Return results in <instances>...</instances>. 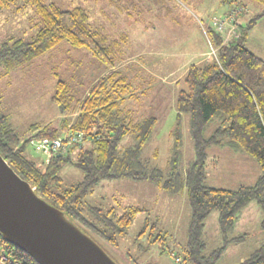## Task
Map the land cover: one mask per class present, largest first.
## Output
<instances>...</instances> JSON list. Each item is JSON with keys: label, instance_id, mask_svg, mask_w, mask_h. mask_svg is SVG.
Instances as JSON below:
<instances>
[{"label": "trees", "instance_id": "obj_1", "mask_svg": "<svg viewBox=\"0 0 264 264\" xmlns=\"http://www.w3.org/2000/svg\"><path fill=\"white\" fill-rule=\"evenodd\" d=\"M15 1L0 0V15ZM23 1L26 6L35 8L40 26L29 41L9 35L1 43L0 63L4 64V75L51 52L65 41L74 48L86 49L108 69L116 67L117 40L112 41L105 33L93 29L86 9H62L45 0ZM108 1L119 13L132 17L133 0ZM136 1L147 0H135V6ZM252 1L263 10L250 20L247 30L256 25L258 18L264 17V0ZM232 2H236L235 8H245L239 0ZM215 36L213 46L218 49L217 58L193 64L183 78L185 88L177 96V123L171 132L167 170L143 158L144 147L151 140L158 119L150 116L139 120L132 110L123 106L132 88L117 70L103 77L82 102H77L70 94L68 82L58 79L52 101L63 115L62 121L59 125L52 122L32 124L28 133L38 132L39 137L55 139L71 130L82 133L84 143L75 144L67 153L49 155L40 163L29 155L30 137L24 140V136L16 132L0 96L1 155L40 197L62 210L100 245L103 240L118 247L138 214L146 211L129 206L119 213L114 207L88 203V195L101 181L126 178L148 181L170 195L186 192L191 214L183 262L218 264L228 245L248 238L247 233L232 235L242 210L257 202L264 214V59L246 47L243 35L228 45L223 44L217 32ZM77 112L73 121L71 115ZM184 114L190 116L195 158L182 170ZM127 136H132L133 144L121 149L120 143ZM219 144H227L259 164L261 174L253 185L228 189L207 183L208 149ZM68 165L80 169L83 179L64 186L61 172ZM214 211L219 213L223 244L207 253L203 238L205 221ZM261 228L264 231V218ZM166 239L167 235L159 232L152 235L150 243L164 245ZM0 249H5L23 264H37L1 235ZM238 264H264V243Z\"/></svg>", "mask_w": 264, "mask_h": 264}, {"label": "rangeland", "instance_id": "obj_2", "mask_svg": "<svg viewBox=\"0 0 264 264\" xmlns=\"http://www.w3.org/2000/svg\"><path fill=\"white\" fill-rule=\"evenodd\" d=\"M45 1L62 9L83 7L89 13L93 29L99 28L98 31L106 33L110 40H117L114 56L118 65L124 63L121 73L129 76L135 91L140 93L146 90V94L140 96L148 101L140 104L138 118L155 116L158 119L153 136L144 147L143 158L164 170L168 168L171 155V132L177 123L178 92L185 88V75L179 79V71L196 62L201 53H208L210 61L217 58L218 49L212 46L216 32L223 44H230L237 37L245 36L246 47L264 59V17L258 18L251 29H246L250 20L263 10L261 5L252 0H239L245 8L239 15L237 33L228 35L218 28L216 22L236 7V2L232 0H147L136 1V6L133 0L132 17L119 13L108 0ZM39 26L35 8L26 6L23 0H16L0 15V45L9 35L29 41ZM242 28L245 31L238 35ZM70 46L65 41L54 51L43 54L0 79L3 108L12 113V125L18 134L24 136V140L30 137L28 132L32 124L49 121L59 125L62 121L63 115L52 102L58 79L69 83L70 94L77 99L106 70L105 65L90 53L87 55L89 57L84 58L83 53L88 52L86 49H75L68 53L66 50ZM4 72V64L0 63V75ZM151 73H156V76ZM157 94L164 96L157 97ZM138 105L133 103L131 107L134 109ZM73 115L76 113L71 117ZM183 142L182 170L195 158L188 114L183 115ZM132 144V136H127L121 141L120 148ZM28 153L39 163L48 158L46 153L36 152L31 147H28ZM207 164V183L215 187L225 186V182L213 179L215 176L209 170V159ZM61 176L63 185L70 186L83 179V172L68 165L62 170ZM87 201L94 205L114 207L119 213L129 206L146 210L138 214L126 236L120 239L118 247L100 240L101 247L118 264H185L184 246L188 240L191 214L186 192L171 196L148 181L107 179L95 187ZM254 204L259 206L257 202ZM241 228L237 225L234 234L248 231L253 238L242 245H229L218 264H238L264 242L255 239L263 232L258 222H253L248 228ZM159 232L167 235L166 243H150L152 235L156 236ZM203 238L207 253L223 244L217 211L206 219ZM172 252L181 262L175 261Z\"/></svg>", "mask_w": 264, "mask_h": 264}, {"label": "water", "instance_id": "obj_3", "mask_svg": "<svg viewBox=\"0 0 264 264\" xmlns=\"http://www.w3.org/2000/svg\"><path fill=\"white\" fill-rule=\"evenodd\" d=\"M0 235L37 264H118L0 153Z\"/></svg>", "mask_w": 264, "mask_h": 264}, {"label": "crops", "instance_id": "obj_4", "mask_svg": "<svg viewBox=\"0 0 264 264\" xmlns=\"http://www.w3.org/2000/svg\"><path fill=\"white\" fill-rule=\"evenodd\" d=\"M78 7H81V6H78ZM96 30H100V29L96 28ZM239 31H241V30L239 29ZM239 34H240V32H238V35ZM123 38H124V36L122 37V39ZM73 48L70 46V49H67L66 51L68 53H72L73 51H75V49H81V48H74V50H73ZM55 49H53L52 51H54ZM86 52H87V50H86ZM89 53L90 52H87V53L84 52L83 53L84 58L87 55H90ZM208 55H209L208 53H206V54L205 53H201L200 56H198L199 59L196 62L194 61L192 64H189L186 67L182 68L179 71L180 74H178L179 79L181 77H183L187 73L188 68L190 66H192L193 64H201V63L209 62L210 60L208 59ZM87 57H89V56H87ZM72 64H71V66H73ZM123 64L124 63H122V65H118L117 64L116 67L113 68V69H108L105 66L106 70L104 69L101 72L100 76L97 77V79H95L91 85H89V88L83 90L81 92L79 98H77L75 100L77 102H82L89 95V93L92 90V88H94L96 86V84L103 77H105L109 72L117 70V71H119L121 73V70H122L121 67L122 68L125 67ZM10 73H8L6 75L1 74L0 75V79H2V77H4V76H9ZM152 74L155 75L156 73H151V75ZM170 74H174V73H170ZM121 75L126 77V79L128 81V84L132 88L131 92H129L125 96V100H124L123 106L127 109V108H132L131 105L133 103H139V105L137 107L134 106V109L133 108L130 109V110H132L135 113L136 118L139 119L138 116H137L138 115V113H137L138 111L137 110H139L140 104L141 103L142 104L145 103V100H146L143 96L141 97L140 95L146 94V90L142 91V92L140 91V93H138L137 91H135V87L133 86V82L129 78V76H127L126 74H122V73H121ZM167 85H171V84L167 83ZM163 96L164 95H162V94H157V97H163ZM146 101H148V100H146ZM164 101H163V103H164ZM5 111H6V109H5ZM7 113L9 114L10 119L12 118V120H13L12 113L11 112H7ZM77 115H78V112L76 113L75 116L74 115L72 116L73 121H74V119H76ZM73 121L70 124H73ZM48 123H50V122L49 121L44 122V124H48ZM208 155H209L208 156L209 164L211 166V168L209 170H211L212 175L215 176L213 179L216 180V181L219 180L220 182H225V186H221L220 188L234 189V188H238L240 186L253 185L256 182V180L258 179V177L260 176V174H261V167L259 166V164L255 160H253L247 154H245V153H243L241 151L233 149L232 147H230L227 144H225V145L219 144V145L210 146L209 149H208ZM171 196H176V195H171ZM260 213L261 214L263 213L261 207L257 206L256 204H254V202L250 203L240 213L239 218H238V220H237V222L235 224V227L233 229L232 235L233 236L241 235V234H237V235L234 234L235 229H237V225L241 226L242 227L241 229L248 228L253 222H255V223L258 222L261 225L262 220L264 218V214H262V217H260ZM240 216H241V218H240ZM242 216H244V219H242ZM261 231H263L262 228H261ZM244 233L248 234L247 240L253 238V235L250 232L246 231ZM244 233H242V234H244ZM257 238H258V240L264 241V231L261 232V234L258 235L255 239H257ZM247 240H245L244 242H241V243H232V244H230V246H233V245L237 246V245L245 244Z\"/></svg>", "mask_w": 264, "mask_h": 264}, {"label": "built area", "instance_id": "obj_5", "mask_svg": "<svg viewBox=\"0 0 264 264\" xmlns=\"http://www.w3.org/2000/svg\"><path fill=\"white\" fill-rule=\"evenodd\" d=\"M243 8H234L228 14L221 19H218L216 25L218 28L225 32L227 35L237 33V21L239 15L243 12ZM213 54L215 50L212 49ZM38 132H34L30 135V145L35 151L44 152L48 156L53 154L67 153L69 148L75 144L84 143V136L82 133L73 132L71 130L66 131L63 136L55 139H49L46 137H39ZM176 262H181V259L176 257L174 253H171ZM0 264H23L19 259L9 254L5 249H0Z\"/></svg>", "mask_w": 264, "mask_h": 264}]
</instances>
